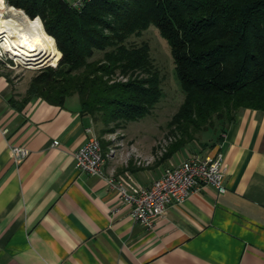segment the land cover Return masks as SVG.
<instances>
[{
	"label": "crops",
	"instance_id": "0c3cea01",
	"mask_svg": "<svg viewBox=\"0 0 264 264\" xmlns=\"http://www.w3.org/2000/svg\"><path fill=\"white\" fill-rule=\"evenodd\" d=\"M29 86L18 91L0 71V264H264V111L242 109L220 139L219 131L203 133L207 140L167 158L164 149L145 165L106 157L104 174L92 176L75 166L88 128L97 135L77 94L63 105L38 96L23 102ZM134 141L149 154V141ZM13 146L30 153L16 163ZM218 149L226 191L204 186L152 227L136 222L108 184L114 171L128 170L148 186L172 164Z\"/></svg>",
	"mask_w": 264,
	"mask_h": 264
},
{
	"label": "trees",
	"instance_id": "16d2710c",
	"mask_svg": "<svg viewBox=\"0 0 264 264\" xmlns=\"http://www.w3.org/2000/svg\"><path fill=\"white\" fill-rule=\"evenodd\" d=\"M8 1L39 16L56 41L54 59L62 53L57 67L32 78L23 102L38 96L63 105L77 94L82 112L103 132L149 115L162 79L148 43L128 40L155 26L184 93L167 124L172 141L164 157L199 134L219 131L220 139L242 109L264 111V0H91L81 9L66 0ZM97 51L102 56L90 60Z\"/></svg>",
	"mask_w": 264,
	"mask_h": 264
},
{
	"label": "built area",
	"instance_id": "2783aa9c",
	"mask_svg": "<svg viewBox=\"0 0 264 264\" xmlns=\"http://www.w3.org/2000/svg\"><path fill=\"white\" fill-rule=\"evenodd\" d=\"M66 1L71 6L81 9L91 0ZM24 13L26 14L23 9L10 4L8 0H0V63L9 68L20 65L27 67V65L15 58V50L11 51L3 45L6 32L1 31L5 29V21L14 20L17 22V19ZM88 131L93 135L75 152V166L79 171L92 176H102L106 157H115L117 151L112 148L104 154L100 138L92 128H88ZM58 144L59 141L55 140L54 145ZM11 151L16 163L21 162L30 153V150L25 146H13ZM149 162V160L138 161V164L145 165ZM226 173L225 156L223 151L218 149L214 153H194L181 163L172 164L148 186L137 184L128 170L114 171L108 177V184L118 193L122 202L131 205V216L136 222L146 227H152L155 220L164 215L170 205L185 202L204 186H212L218 192L224 193L226 191Z\"/></svg>",
	"mask_w": 264,
	"mask_h": 264
},
{
	"label": "rangeland",
	"instance_id": "374dc122",
	"mask_svg": "<svg viewBox=\"0 0 264 264\" xmlns=\"http://www.w3.org/2000/svg\"><path fill=\"white\" fill-rule=\"evenodd\" d=\"M128 42L138 46L146 42L150 46V55L153 64L160 73L162 79V96L149 115L136 121L126 122L123 126L116 127L114 131L103 132V125L98 124L96 131L97 136L102 140L103 146L106 148V153L112 148L117 151V157H113L116 159L117 163H121L123 160L128 159L134 160L135 164L139 166L138 161L145 162L151 159L153 155L156 158L160 156L172 141L167 124L181 105L184 99V93L176 76L170 48L155 26H150L143 31L141 35L131 36ZM60 53L55 59L54 56L47 66H44L57 67L62 58V53L61 55ZM102 54V52L97 51L90 60L97 59L101 57ZM54 62L57 63L53 65L52 63ZM27 67L20 65L9 68L0 63V71L9 74L14 84H19L17 88L18 91H24L25 88L29 86L32 78L36 76L41 69L45 68L32 69ZM135 137L141 141L150 142L151 150L149 154H143L141 151L139 152L138 146L134 141L136 140ZM198 139L200 141L207 140L204 134H199ZM107 158L110 157L107 156Z\"/></svg>",
	"mask_w": 264,
	"mask_h": 264
},
{
	"label": "bare ground",
	"instance_id": "6f19581e",
	"mask_svg": "<svg viewBox=\"0 0 264 264\" xmlns=\"http://www.w3.org/2000/svg\"><path fill=\"white\" fill-rule=\"evenodd\" d=\"M7 49L15 50V58L29 68L36 69L48 65L56 54V44L43 26L39 17L30 18L24 13L17 22H4ZM3 39V38H2Z\"/></svg>",
	"mask_w": 264,
	"mask_h": 264
},
{
	"label": "water",
	"instance_id": "95a60500",
	"mask_svg": "<svg viewBox=\"0 0 264 264\" xmlns=\"http://www.w3.org/2000/svg\"><path fill=\"white\" fill-rule=\"evenodd\" d=\"M45 66H47V65H45ZM45 66H42V67H45ZM42 67H40V68H42Z\"/></svg>",
	"mask_w": 264,
	"mask_h": 264
}]
</instances>
